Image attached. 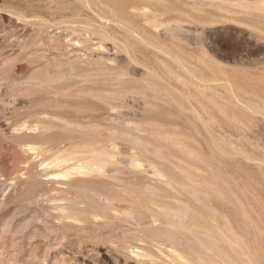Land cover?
I'll list each match as a JSON object with an SVG mask.
<instances>
[{"label":"rangeland","instance_id":"374dc122","mask_svg":"<svg viewBox=\"0 0 264 264\" xmlns=\"http://www.w3.org/2000/svg\"><path fill=\"white\" fill-rule=\"evenodd\" d=\"M0 264H264V0H0Z\"/></svg>","mask_w":264,"mask_h":264},{"label":"bare ground","instance_id":"6f19581e","mask_svg":"<svg viewBox=\"0 0 264 264\" xmlns=\"http://www.w3.org/2000/svg\"><path fill=\"white\" fill-rule=\"evenodd\" d=\"M166 237V236H165Z\"/></svg>","mask_w":264,"mask_h":264}]
</instances>
